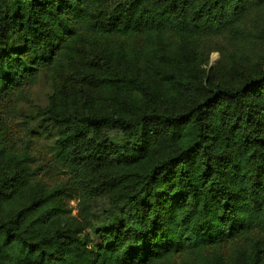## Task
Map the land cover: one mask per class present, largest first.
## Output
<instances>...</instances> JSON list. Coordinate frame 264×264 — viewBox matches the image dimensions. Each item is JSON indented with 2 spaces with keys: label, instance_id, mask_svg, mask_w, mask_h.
<instances>
[{
  "label": "trees",
  "instance_id": "obj_1",
  "mask_svg": "<svg viewBox=\"0 0 264 264\" xmlns=\"http://www.w3.org/2000/svg\"><path fill=\"white\" fill-rule=\"evenodd\" d=\"M235 258L264 264V0H0V264Z\"/></svg>",
  "mask_w": 264,
  "mask_h": 264
},
{
  "label": "rangeland",
  "instance_id": "obj_2",
  "mask_svg": "<svg viewBox=\"0 0 264 264\" xmlns=\"http://www.w3.org/2000/svg\"><path fill=\"white\" fill-rule=\"evenodd\" d=\"M219 58H220V52L218 50H214L210 52L207 56L206 64L203 66L204 69L208 72L210 68L214 67L217 64ZM30 91H31L30 102L23 103L20 105V111L23 115L34 114L37 110L45 106V104L47 103V98L53 92V87L48 80L44 78H40L36 82V84L32 86ZM42 127L44 128L42 129ZM31 128L37 129L41 132L43 130L41 146L44 149V152L48 155V157H52L55 149L53 146L54 132L51 130L54 128V126L49 124V122H47L46 120H43L37 116V118H35L34 122L32 123ZM44 129H47V131H45ZM70 206H71V214L75 215L77 213V201L75 200L70 201ZM224 252L228 256L235 257L234 254L227 252V250ZM237 261L239 262V264H243V260L242 259L240 260L239 258L233 259L232 263H235Z\"/></svg>",
  "mask_w": 264,
  "mask_h": 264
}]
</instances>
